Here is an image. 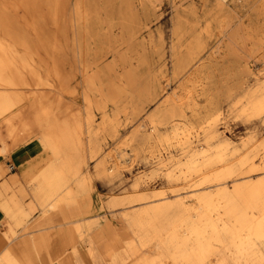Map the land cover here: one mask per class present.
Listing matches in <instances>:
<instances>
[{
    "label": "bare ground",
    "instance_id": "bare-ground-1",
    "mask_svg": "<svg viewBox=\"0 0 264 264\" xmlns=\"http://www.w3.org/2000/svg\"><path fill=\"white\" fill-rule=\"evenodd\" d=\"M37 1L16 0L22 12L29 13L31 19L24 23L34 39L19 23L0 14L6 36L0 35V155L13 150L11 154L24 163L27 153L15 146L36 137L42 155L50 159L39 168L30 159L20 174L0 184V211L7 225L1 230L0 264H264V134L255 139L251 130L237 145L220 137L216 128L230 116L264 123V33L255 25L262 18L264 27V0H216L213 10L205 13L209 17L203 27L213 41L210 45L195 35L181 49L187 19L178 14L175 41L169 48L172 75L181 80L171 92L159 76H145L147 59L139 46L150 26L136 20L131 0H75L73 42L84 46L79 52L84 60L77 70L84 108L81 117L66 112L73 102L67 96L74 73L58 70L55 57L47 53L48 47L62 52L64 45L56 35L50 40L39 36L42 22L34 12ZM52 1V24L61 33L64 0ZM139 2L145 14L153 12L154 0ZM237 7L250 10L247 25ZM102 10L108 11L107 19L100 18ZM113 16L120 17L118 40L126 44L125 51L108 62H104L105 52H95L93 60H87L90 39L108 42V52L113 50L109 49L114 40ZM39 50L55 65L52 72L60 81L59 94L52 99L38 91L42 85H51ZM250 61L253 66L262 65V75L245 86V77L254 75ZM226 79L232 82L225 85ZM121 97L127 98L123 105ZM147 101L154 106L120 144L130 146L134 158L147 146L148 156L157 158L156 166L145 177H135L130 190L113 193L105 201L107 207L121 206L128 237L112 233L108 239L103 229L93 236L91 229L99 216L79 217L89 207L82 198L78 200L76 190H85L86 183L95 179L105 183L120 171V164H106L108 132L113 136L122 125L119 113L141 114ZM223 102L227 103L225 113ZM109 103L116 108L111 114ZM18 104L25 107L11 111ZM96 112L100 120L94 125ZM164 126L166 130L161 129ZM255 156L261 160L254 161ZM159 174L166 185L139 188L141 182ZM13 183L19 185V192L6 197L4 190ZM63 187L65 192L59 193ZM26 194L39 208L30 221V207L22 200ZM68 217L74 219L59 225ZM66 245L71 246L69 252Z\"/></svg>",
    "mask_w": 264,
    "mask_h": 264
},
{
    "label": "rangeland",
    "instance_id": "rangeland-1",
    "mask_svg": "<svg viewBox=\"0 0 264 264\" xmlns=\"http://www.w3.org/2000/svg\"><path fill=\"white\" fill-rule=\"evenodd\" d=\"M216 0H154L155 7L153 12L150 14H145L139 0H131L130 1V10L135 14L136 20L145 21L149 24V31H145L143 34L145 38L143 40L142 46H139V50L144 54L147 59L146 64V73L145 76H150L151 74H155L157 77H160L161 84L166 87L167 91L171 92L172 90H177V85L181 79L174 77L172 75V67L173 61L171 59V51L170 45L175 41V37L173 34L174 29L178 26L179 21L177 15L186 16L187 23L183 27L182 34L183 39L181 42V49L183 44L191 37L195 35H200L208 44H212L213 41L209 39L208 35L203 31V27L206 25L207 16L205 13L207 11L213 10L214 3ZM223 2L228 3L230 0H222ZM74 2L75 0H64L63 1V26L64 29L61 33L55 30L53 27L52 19L53 15L50 11L52 7V0H39L35 3L34 12L37 19L41 20V31L39 36L43 39L50 40L52 37L56 35L57 42L63 43L64 47L62 52L57 51L56 49H52V47L47 48V53L53 55L56 61V68L59 70L69 71L71 75V80L69 81V88L72 89V92L68 94L67 100H72L70 106L67 108L66 112L68 114H76L81 117L84 113V108L82 105L81 95H80V75L78 73V68L80 66V60H84L82 56L79 55V52L82 50L83 44L73 42L75 30H76V17L74 15ZM101 2V1H99ZM4 3V4H2ZM16 0H0V14L3 12L4 15L7 16V19L15 21L19 23L22 28L25 30L26 35L34 39L35 34L33 31L27 27L24 23L25 19H31L29 13L22 12V8L20 6H16ZM3 6L4 9H1ZM192 9V13L190 10ZM18 10L17 13L15 11ZM238 13L242 16V22L244 25L248 24L249 18L252 16H248L250 14V10L247 7H237ZM107 13V14H106ZM100 18H108V11L102 10L100 12ZM255 25L259 28L261 27L262 31L260 33H264V27L262 18L256 19ZM119 16H113L111 34L114 36V40L110 42L109 49H113L111 52H108V42L105 44H100L94 38L90 39L89 43V55L86 57L87 60H93V54L95 52H105L106 57L104 58V62H108L111 60L113 56L115 58L119 53H123L126 49V44L121 43L118 40L119 37ZM93 24H98V22L94 21ZM106 26H108V22H103ZM261 25V26H260ZM260 29V30H261ZM147 33V34H146ZM261 33V34H262ZM0 35L3 39H5V35L1 31V22H0ZM115 38L117 40H115ZM20 53H22V48L16 47ZM264 50V46H263ZM40 55L43 60H45L46 64L42 66L43 73L47 74L46 77L51 85H42L38 91L43 94L45 99H52L58 96L59 94V86L60 81L59 78L54 75L52 69H54L55 65H53L52 61L48 59L45 53L42 50H39ZM131 64H136V59L132 57ZM248 60H253L249 58ZM253 61H250V66ZM254 71V75H247L244 80V85H251L256 82L257 78L261 76V64L257 66H251ZM120 72V68H117ZM114 74H112L113 76ZM232 82L231 79L225 80V85H228ZM200 102L204 101L203 96H197ZM132 101H135L136 98L132 97ZM127 102L126 97H121L119 104L123 105ZM156 104V103H155ZM154 106L153 102H145L144 109L141 114L136 116H131L130 113L121 112L118 114V119L122 123L119 127V130L116 134L111 136L108 132V137L105 141L104 152L108 153L107 157V166H111L115 163L121 165L120 171L117 172L114 177L110 180L104 181L101 180H93L92 182H87L85 185V190L81 188H77L76 195L78 200L82 198L86 206L88 205V212L80 215L79 217H88L98 215L99 221L95 224L91 229V235L95 236L98 234L100 229H103V236L105 238L112 237V233H117L118 236L122 238L128 237V233L125 231V222L122 217V208L121 206H106L105 201L110 198L113 193H123L131 189L130 184L132 180L141 175L145 177L150 170L156 166L157 158L149 157L147 152V146L142 150L141 155L138 158H134L130 152V146L121 145L120 143L128 137L131 130L136 126L137 123L141 122L145 116V113L148 112ZM25 107V105L21 104L14 105L11 111H18ZM223 112H226L227 103L223 102L221 105ZM115 105L109 103L108 104V112L111 114L115 110ZM100 120V114L98 112L95 113L93 124L96 125ZM223 121V120H222ZM216 128L221 133L220 137H227L233 140L234 144L240 145L242 140L245 139L251 130L255 131V139L260 138L264 134V123L262 121L253 120L249 122H242L238 118H233L230 116L225 122H219L216 125ZM162 130H166V127H162ZM26 143V142H25ZM22 142L18 143L15 146V149L22 148L24 152L27 153L26 157L28 160L24 161V163L18 162V159L13 150L10 153L1 154L0 155V184L5 182L12 177L20 174V169L24 167V164H27L30 159L35 161L37 164L35 168H39L46 161L50 159V155L43 154L40 151V143L36 137H33L26 144ZM37 147V148H36ZM242 150V149H241ZM173 152H176L173 150ZM254 161L259 162L261 160L260 156H255ZM93 162H90L88 165L89 169H92ZM82 171L84 169H81ZM17 171V172H11ZM10 172V173H9ZM6 173H9L8 175ZM20 178V176L18 175ZM21 183V179H18ZM18 182V183H19ZM165 180L161 174L154 176V178L147 179L141 182L139 188H152L158 186H164ZM17 184H12L11 187H7L4 190L5 196H9L14 193L16 190ZM19 186V185H18ZM90 188V189H89ZM188 189V188H186ZM66 190L65 187L59 190V193H64ZM23 201L29 202L30 195L26 194L22 198ZM81 202V200H79ZM28 203V204H29ZM78 206L83 207V204L78 202ZM39 212V208L34 206L32 203L30 206L29 214L27 215V219H32ZM102 218V219H100ZM74 219L73 217H68L65 220H61L59 225H65L68 220ZM6 223L4 217L0 219V237H3L2 229L6 228ZM107 230V231H106ZM3 231V230H2ZM61 234V233H60ZM62 237V235H60ZM7 243L9 238L6 239ZM8 244H5V246ZM70 248L69 245L65 246V249ZM99 249L101 247L99 246ZM107 258V256H105Z\"/></svg>",
    "mask_w": 264,
    "mask_h": 264
},
{
    "label": "crops",
    "instance_id": "crops-1",
    "mask_svg": "<svg viewBox=\"0 0 264 264\" xmlns=\"http://www.w3.org/2000/svg\"><path fill=\"white\" fill-rule=\"evenodd\" d=\"M11 172H17V171H11ZM10 173V172H9ZM9 173H6L7 175L9 174ZM16 187V190H14V193H18L19 191H18V185L17 186H15ZM23 203H24V205L26 206V207H30L31 206V204L32 203H27V202H25V201H23ZM3 212L2 211H0V219L1 218H3ZM100 219H102V218H100ZM31 219H28V221H30ZM98 221H99V218H98ZM61 238V240H63V238L62 237H60ZM7 246V245H6ZM70 246V245H69ZM70 249H71V246H70V248L68 247L67 249H65V252H69L70 251ZM51 264H54V263H51Z\"/></svg>",
    "mask_w": 264,
    "mask_h": 264
}]
</instances>
